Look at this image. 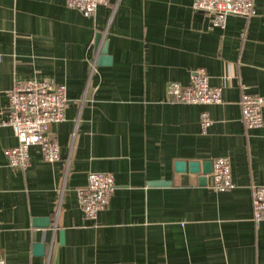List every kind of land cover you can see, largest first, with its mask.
Here are the masks:
<instances>
[{
    "label": "crops",
    "instance_id": "crops-1",
    "mask_svg": "<svg viewBox=\"0 0 264 264\" xmlns=\"http://www.w3.org/2000/svg\"><path fill=\"white\" fill-rule=\"evenodd\" d=\"M193 0H110L93 16L63 0H0V259L5 264H264V221L252 188L264 185L263 126L247 129L242 92L264 99V0L249 18L214 28ZM96 38L98 40L96 41ZM106 50L110 62L98 63ZM206 70L222 104L167 102L170 82ZM17 80L64 85L65 120L50 126L59 160L17 145L8 93ZM213 124L205 134L200 114ZM226 157L233 188L215 192L175 162ZM90 172L114 177L95 221L76 189ZM159 182H165L159 184ZM62 233V236H61ZM39 246L38 249H35Z\"/></svg>",
    "mask_w": 264,
    "mask_h": 264
},
{
    "label": "built area",
    "instance_id": "built-area-1",
    "mask_svg": "<svg viewBox=\"0 0 264 264\" xmlns=\"http://www.w3.org/2000/svg\"><path fill=\"white\" fill-rule=\"evenodd\" d=\"M70 9L78 10L90 17L99 6L109 5L110 0H63ZM195 12L205 14L214 28H224L230 16L249 18L254 14V0H193ZM167 102L189 105L222 104V87H213L204 69L192 73L190 84L182 86L170 82L166 87ZM67 104L64 85L48 81L17 80L8 93V118L4 124L11 127L17 145L5 150L7 166L26 169L30 164L29 149L38 147L42 160L54 163L59 160V147L50 133V126L65 120ZM264 99L242 92L240 97L241 119L247 129L263 126L262 108ZM213 124L207 111L200 114L199 126L202 134ZM209 188L215 192H225L233 188L229 159L219 157L212 162ZM115 190L112 174L90 172L85 186L76 189V197L83 217L95 221L99 212L108 207ZM253 221H264V185L253 186ZM0 264L5 262L0 259Z\"/></svg>",
    "mask_w": 264,
    "mask_h": 264
},
{
    "label": "water",
    "instance_id": "water-1",
    "mask_svg": "<svg viewBox=\"0 0 264 264\" xmlns=\"http://www.w3.org/2000/svg\"><path fill=\"white\" fill-rule=\"evenodd\" d=\"M98 40V38H96V41ZM110 62V58L107 56L106 54V50L104 49L102 51L101 57L98 60V63L102 65H106ZM200 166L202 168L201 173L202 175L199 176L198 181L200 185H206V175L211 173L212 171V162L207 161V162H203V163H199V162H183V161H177L175 162V171L176 172H185L186 168L188 167V170L190 173H194V174H199L200 173ZM165 182H159V184H163ZM62 236V233H61ZM39 246H36L35 249H38Z\"/></svg>",
    "mask_w": 264,
    "mask_h": 264
}]
</instances>
